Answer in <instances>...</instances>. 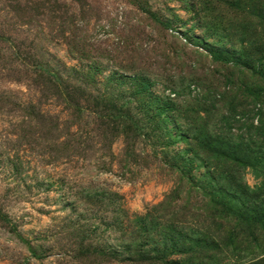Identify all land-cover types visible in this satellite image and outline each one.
I'll return each instance as SVG.
<instances>
[{
    "label": "rangeland",
    "instance_id": "rangeland-1",
    "mask_svg": "<svg viewBox=\"0 0 264 264\" xmlns=\"http://www.w3.org/2000/svg\"><path fill=\"white\" fill-rule=\"evenodd\" d=\"M0 264H264V0H0Z\"/></svg>",
    "mask_w": 264,
    "mask_h": 264
}]
</instances>
